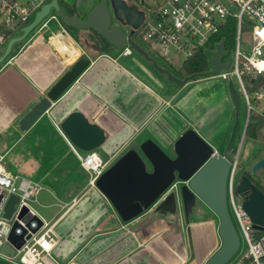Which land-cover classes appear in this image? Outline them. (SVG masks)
I'll use <instances>...</instances> for the list:
<instances>
[{
    "label": "crops",
    "instance_id": "1",
    "mask_svg": "<svg viewBox=\"0 0 264 264\" xmlns=\"http://www.w3.org/2000/svg\"><path fill=\"white\" fill-rule=\"evenodd\" d=\"M7 43L0 42V55ZM116 52L92 56L65 26L48 24L15 43L0 63V152L9 172L15 167L43 185L36 203L50 212L36 210L58 236L44 263L206 264L222 244L220 219L212 209L200 202L174 219L150 209L122 220L111 201L90 185L88 172L83 174L61 124L73 112L97 124L105 137L94 150L109 166L148 138L175 156V141L190 127L221 152L235 111L229 80L212 83L203 81L210 76L188 79L184 74L177 76L184 80L180 84L142 54ZM84 55L91 59L89 66L22 129L21 119Z\"/></svg>",
    "mask_w": 264,
    "mask_h": 264
},
{
    "label": "water",
    "instance_id": "2",
    "mask_svg": "<svg viewBox=\"0 0 264 264\" xmlns=\"http://www.w3.org/2000/svg\"><path fill=\"white\" fill-rule=\"evenodd\" d=\"M54 8L62 22L76 28L94 27L114 47L121 48L127 42L146 59L152 60L159 71L168 78L182 84L184 80L175 76L168 68L160 66L139 43L131 39L123 28L112 26V14L122 24L137 28L144 19V11L136 4L126 0H99L83 18L79 13L69 14L58 0L46 3L36 13L34 19L25 26L22 33L8 40L4 53L0 55V63L9 55L15 43L24 40L44 19L51 8ZM205 53L210 51L207 49ZM225 51L223 43L217 45L215 57L209 59L214 66L213 71L229 68L232 59L222 63ZM88 55L81 56L50 88L32 109L21 119L20 127L27 129L42 116L62 93L89 66ZM229 90L236 106V119L227 145L220 152L208 142L195 128L185 130L174 143L175 156L166 152L157 142L148 138L139 149L131 148L109 166L96 180L98 189L111 201L117 213L124 221H129L147 210L153 209L155 214H163L172 219L184 210L189 212L197 201L203 202L212 209L220 219L219 234L222 240L220 247L207 260L206 264H226L240 248V236L232 220L227 199V181L230 169L236 162L232 146L239 129L238 110L241 97L233 80H229ZM264 89V84L262 85ZM62 130L70 141L82 150H92L104 140V131L95 123H90L80 112L71 113L61 124ZM150 165V169H149ZM264 171V156L258 159L252 173ZM242 198V208L251 217L254 227L264 231V192H262L246 175H241L236 186ZM18 196L10 195L5 216L10 217L15 209ZM36 226L28 223L32 232L41 225L42 220L35 217ZM31 234L20 223L16 222L11 229L8 240L2 246L3 252L15 254Z\"/></svg>",
    "mask_w": 264,
    "mask_h": 264
},
{
    "label": "built area",
    "instance_id": "3",
    "mask_svg": "<svg viewBox=\"0 0 264 264\" xmlns=\"http://www.w3.org/2000/svg\"><path fill=\"white\" fill-rule=\"evenodd\" d=\"M51 1L0 0V42L9 40L18 30L22 31L42 6ZM126 1L136 4L144 11L141 25L137 28L129 26L126 33L130 34L132 31L131 39L146 49L152 59L156 55L170 64H173L174 59H181L183 64L185 59L197 51L203 50L205 53L208 49L210 53H205L209 64L206 76L225 80L236 78L240 86V97L245 99L248 111L254 107L255 100L264 101V94L260 90L249 93L256 83H259L260 88L264 84V0ZM52 20L63 26L53 7L38 26L46 27ZM230 20L235 24V36L233 46L227 48L226 36L222 34V30ZM246 29L249 53L242 49ZM220 42L225 51L222 63H227L230 59L232 61L229 68L214 72L209 59L215 57ZM134 51L136 49L127 40L124 46L118 48V55H129ZM70 145L88 172L90 185L96 186L97 178L109 167V162L94 149L81 151L73 143L70 142ZM236 167L237 159L229 172L227 199L231 203L247 249L233 264H264V231L254 227L251 217L242 208V197L236 189ZM42 189L40 182L9 172L5 165V154L0 152V259L12 264H45L44 255L58 243L53 223L46 221L32 205L38 200ZM12 194L18 196V201L12 215L7 217L5 207ZM35 217L42 220V225L32 232L28 223L36 226ZM16 222L24 226L31 236L12 255L3 252L2 246L9 242L8 235Z\"/></svg>",
    "mask_w": 264,
    "mask_h": 264
},
{
    "label": "rangeland",
    "instance_id": "4",
    "mask_svg": "<svg viewBox=\"0 0 264 264\" xmlns=\"http://www.w3.org/2000/svg\"><path fill=\"white\" fill-rule=\"evenodd\" d=\"M66 1L68 3H70L71 5H76L78 12L81 13V15H83L82 17L84 18L86 16V14H84V13L88 12L91 7H93L96 3H98L99 0H66ZM133 1L134 0H132V2ZM56 23H57L56 21L52 20V21H50L49 26L53 29H56L58 26L62 27V24H58V23L56 24ZM118 25H120L124 31L129 30L128 25H125V24H122L121 22H119L116 19L115 15L112 14V26H118ZM38 27L39 26H37L35 29H37ZM35 29H33V30H35ZM21 33H22V31L18 30L14 36L20 35ZM247 34H248V32L246 29L245 35L243 37L242 49L244 52L249 53L248 43L246 40ZM139 42L143 46H146L144 42H142V41H139ZM79 43L88 53L94 52V50H93L94 42H93V40H91V38L89 36H87V32L84 31L83 34H81ZM4 44H2V47L4 46ZM115 53H117V52H115ZM134 53L139 55V53L137 51H134ZM153 60H155L158 64L168 66V68L178 77H182L185 74L184 71L181 70V67H182V60L181 59H174L173 65L167 64L165 62V60H162L161 58H159L156 55H153ZM203 81H205V82L210 81L212 83L218 82V81H223L224 83H227L226 80H222L220 78L212 77V76L207 77L206 80H203ZM246 81L249 82L247 79H246ZM233 82H234V85H235L237 91L240 92V86L238 84L237 79L234 78ZM247 117H248V109H247L245 99L242 96L241 102H240V107L238 110L239 129H238V133L235 137V140H234V143L232 146V149L236 148L235 156L237 159V167H236V173L237 174L242 173V171H244V170L250 169L252 164L255 161H257V159H259L260 157H262L264 155V123L258 131L259 133H261L260 135H262V138L254 139V138H251L249 136H244L243 131L245 128ZM235 119H236V106H235L234 116L232 118L233 124L235 122ZM233 124H232V127H233ZM232 127L229 130V134L227 137V141L225 142L226 143L225 146L228 143V140H229V137H230V134L232 131ZM231 151H233V150H231ZM11 172L15 173V172H19V171L15 167H12ZM83 172H84L83 174L87 175L86 170ZM19 174H22V173L19 172ZM263 184H264V181H263ZM196 203L200 204V201H197ZM32 205L35 209H37L42 214L45 212H48V211L50 212V209L44 208L41 205L37 204L36 202H33ZM228 207H229V211H230L232 220H233L234 225L236 227V230H237L238 234L240 235V239H241V247H240L239 251L228 261V263H226V264H233V263H235V261L237 259H239L241 254H243L246 251L247 244H246L245 239L241 233L240 227L238 225V222H237L236 217L234 215L231 203L229 201H228Z\"/></svg>",
    "mask_w": 264,
    "mask_h": 264
},
{
    "label": "trees",
    "instance_id": "5",
    "mask_svg": "<svg viewBox=\"0 0 264 264\" xmlns=\"http://www.w3.org/2000/svg\"><path fill=\"white\" fill-rule=\"evenodd\" d=\"M132 2V0H128ZM60 5L68 12L69 14H77L78 10L76 5H71L66 0H59ZM63 23V22H62ZM63 26L67 28L72 35L76 38V40L80 41V36L83 32H87V36L93 40V50L92 56H95L100 53H115L118 51V48L114 47L102 34H100L94 27L91 28H76L74 26H67L63 23ZM222 34L226 36L225 46L227 48H231L234 44V36H235V24L233 20L223 28ZM91 55V53H89ZM209 68V64L207 61V56L205 55L203 50L197 51L193 56L185 59L183 61L181 70L184 71L186 77L188 79H197L203 76H206V72ZM259 85V83H256ZM263 121L257 113L251 114L250 122L246 127L247 136L251 138H255L257 132L262 127ZM236 152V148H234ZM239 180V179H238ZM193 207H190V211ZM0 264H12L4 259H0Z\"/></svg>",
    "mask_w": 264,
    "mask_h": 264
},
{
    "label": "flooded vegetation",
    "instance_id": "6",
    "mask_svg": "<svg viewBox=\"0 0 264 264\" xmlns=\"http://www.w3.org/2000/svg\"><path fill=\"white\" fill-rule=\"evenodd\" d=\"M261 91L263 94H264V89H263V87L262 88H260V86L259 85H254L250 90H249V93H254V92H256V91ZM264 96V95H263ZM255 102V105H254V107L250 110V111H248V117H247V120H246V124H245V128H244V131H243V133H244V136H247V133H246V127H247V125H248V123L250 122V119H251V114L252 113H257V115H259L260 117H261V119H262V121H263V123H264V101H262V102H259V101H254ZM261 133H259V132H257V135H256V137L254 138V139H260V138H262V135H260ZM224 149V148H223ZM233 151V153H234V155H235V151H234V148L232 149ZM264 156V155H263ZM261 158V157H260ZM259 158V159H260ZM258 160V159H257ZM256 162V161H255ZM254 162V163H255ZM254 163L252 164V166L250 167V169H248V170H244V171H242V173H240V174H237V178L240 180V178H241V175H243V174H246L249 178H250V180L262 191V192H264V184H263V181H264V171L262 170V169H259V170H257V172L256 173H252V167H253V165H254ZM238 180V181H239ZM248 194V192H246V193H244L243 195H240L242 198L245 196V195H247Z\"/></svg>",
    "mask_w": 264,
    "mask_h": 264
}]
</instances>
